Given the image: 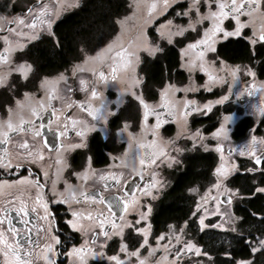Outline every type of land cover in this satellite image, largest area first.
Returning <instances> with one entry per match:
<instances>
[{
    "label": "snow or ice",
    "instance_id": "1",
    "mask_svg": "<svg viewBox=\"0 0 264 264\" xmlns=\"http://www.w3.org/2000/svg\"><path fill=\"white\" fill-rule=\"evenodd\" d=\"M173 5H178V0H158L149 7L150 14L163 15L168 12ZM213 5L215 7L213 8ZM79 7V0H56L55 6H50L46 0H36V3L27 8L22 16H14L8 18L0 15V32L7 35H0L3 40L4 47L0 49V86H9V76L12 73L19 74L20 80H27L34 71L33 65L28 62L14 63L12 54L17 50H23L25 43L10 40V35L16 37H24L26 41H35L41 35L47 34L52 38L57 47H60V38H58L53 30V26L63 11L69 8ZM206 8V11H202ZM247 16L248 21L242 22L241 17ZM257 16L264 18V0H189L186 8L175 12V17L187 18V23H174L173 19H167L157 28L160 39L166 40L169 45H173L178 37H185L189 31L198 32V26H202L205 21L209 22V26L203 28V34L199 39L188 43L181 49L183 63L182 68H186L190 73L199 70L208 75V81L202 85L206 91H210L209 82L212 85L225 84L226 77L214 73H226L231 78V82L227 83L229 93H232L233 86L238 83L237 74L241 71L239 65L235 67H227L221 62L220 68L212 69L206 67V53L214 52V38L217 33L223 32L224 37L239 36L240 30L247 23L253 22ZM231 18L236 22V28L233 31H224L221 24L224 19ZM152 19V15L148 17L145 23ZM255 36V32H254ZM259 40L264 41V27L261 28ZM253 44L256 39H252ZM80 52L83 54L81 64H75L72 69V75L85 70L84 66H89L88 70L93 73L98 82H106L109 79L113 82L117 81L122 72L131 74L128 88L123 94L131 95L142 110V118L140 121L142 131L147 127L149 117H154L155 123L151 126L152 141L146 142L144 137L137 136L129 131V124L124 122L122 127L117 129L116 135L122 137L127 135V145L124 155L120 158L121 167L131 168L133 174L144 179V167L146 165H154L157 160L160 163L167 162L171 167L173 162L178 163L175 157H170L164 147L156 146V130L165 123V114L174 119L179 115L180 127L177 131L176 138L186 136L195 143H202L206 137L199 128L194 131L187 126L186 117L191 112H199L201 108L196 105L195 100L178 101L175 93L179 91L195 92L196 85L190 83L182 89L177 88L175 84H165L160 90V102L150 104L146 101L142 94H137L134 89L141 85L142 80L137 74V65L141 61L139 53L146 52L149 56H154L157 52L162 51L158 43H153L149 37L141 32L136 43H130L127 47L119 40L111 41L104 47L95 51L94 55H89V49L81 43ZM108 71L105 72L104 68ZM246 74L254 76L251 69H246ZM191 80V77L189 78ZM68 77L65 73H60L55 78L43 77L39 81L38 91L44 94L37 97L35 93L24 92L23 99H17L14 107L7 109V118L0 119V174L18 172L24 169L26 165L38 163L43 160V154L35 149V143L30 144L28 139L15 140L14 137L20 134L30 136L33 142L40 143L43 141L44 128L52 131V125L55 123V135L57 138L67 137L69 133V123L71 121L72 129L77 137L80 138L78 144H55L57 154V167L54 173L48 171L43 172L46 178L41 182L39 177L34 180L22 179L13 181L8 179H0V264H37L43 261V264H58L57 257L61 254V250L67 247V251L62 254L74 258V262L70 259V264H88L89 258L104 257V248L107 241L113 237L120 238L119 253L124 254L121 259L119 253L108 255L106 257L109 264H148V257H142L141 249L147 246L148 256H154L157 250H163L165 253L155 261V264H184L185 257L189 259L192 256L197 258L206 257L208 264H216L213 256L210 254L209 248H204L198 241L194 242L188 236L189 231L195 235H200L203 239L207 237L208 241L218 239L224 245L231 246L232 239L242 240L247 246L253 257L256 253L264 254V230L260 235L252 236L251 227H245L246 221L243 217L234 214L232 207L233 202L237 199L246 198L240 188L229 187L227 181L233 173L240 171L234 162L227 163L224 154L223 141L229 139L228 125L233 121L231 114L222 116L219 126L210 134V138L216 140L215 151L219 153L221 163L213 170L212 176L214 182L210 184L208 190L195 203V210L191 211L188 218L182 223L175 225L169 223L167 225L168 234L161 233L156 237V246L153 248L149 245V233L151 224L149 216L152 211L150 204H142L139 197L135 193L123 191L118 197H106L100 193H92L87 190L89 181L103 183L105 190L111 188H120L122 183L121 176L115 172L96 173L94 170L85 168L80 172H72L76 177L77 184H72L68 180H64L63 189L57 188V184L62 179V169L70 167L64 160V153L74 148L85 147L84 137L86 132L99 131L104 136L107 135V124L109 118L116 114L118 106L123 99V95H118L116 100L117 107L111 108L106 101H101L99 106H93L92 101L99 97V93L93 87L88 101L78 105L82 112H86L91 117V123L86 120H76L71 117H65L60 122V113L63 108L57 109L53 105V101L61 100L58 85L63 82L67 85ZM80 84L85 85V81L81 80ZM256 85H247L244 90H237L235 95L240 98L246 92L248 96H252ZM259 89L264 91V84L259 85ZM71 92L72 89H66ZM229 97L221 96L216 101H209L202 107L207 111L212 110L213 104H222ZM264 103V98H262ZM65 108L71 105L65 104ZM253 107H256L253 105ZM264 114V107L258 109ZM51 111L52 119L47 124L36 120L43 119V114ZM206 114V113H205ZM175 140L165 142V146L174 145ZM11 146V147H10ZM204 150H208L207 145H202ZM264 146V138L258 140L256 136H251L249 142L242 146L239 150L229 148L228 156L233 152H237L240 156H247L252 161L251 167H246L243 171L245 174L255 175L260 173L259 183L255 179L248 190V197L256 193L264 194V150L258 152V147ZM43 147H48V142H43ZM63 149V151H61ZM177 153L182 149L176 148ZM137 162L139 166L137 167ZM31 174V168L26 169ZM151 179L139 189L141 196L155 200L156 192L163 184L158 178L155 171L150 172ZM50 181V186H49ZM114 181L115 183H109ZM127 183V181H123ZM15 185H24L28 192H35L34 197L28 195L21 197L13 194L11 191L7 195L4 189H11ZM155 190V192H154ZM189 193L199 195V188L196 186L187 189ZM58 204L66 206L65 218L63 224L67 226L71 232L80 233L82 242L79 246L71 243L72 236L64 235L61 239L60 219L53 214L50 205ZM89 205L90 207H82ZM91 205H103L102 209L91 207ZM119 215H117V211ZM105 212L107 214H105ZM12 213H15L20 219V223L24 227H17L13 222ZM129 213H136L137 218L134 222L127 219ZM31 214V216H30ZM216 217V222H206L207 218ZM250 216L257 220L259 225L264 228V214L251 212ZM30 218L35 222L29 227ZM144 224L143 227L139 225ZM98 229V230H97ZM125 230L134 232L142 237L139 241V247L129 250L128 245L124 242ZM232 234V235H229ZM101 238H103L101 240ZM99 241V244H98ZM162 241L164 243H162ZM99 251H94L95 247ZM39 249V251H37ZM170 253V255H169ZM225 257H230L229 251H224ZM132 258H135L133 261ZM194 264H202L197 259ZM222 264H232V260L228 259ZM235 264H255L254 259L236 260Z\"/></svg>",
    "mask_w": 264,
    "mask_h": 264
},
{
    "label": "rangeland",
    "instance_id": "2",
    "mask_svg": "<svg viewBox=\"0 0 264 264\" xmlns=\"http://www.w3.org/2000/svg\"><path fill=\"white\" fill-rule=\"evenodd\" d=\"M36 0H0V15H4L8 18H12L14 16H22L25 12L26 9L32 5H34L36 2ZM35 2V3H34ZM46 2H48L50 4V6H55L56 4V0H46ZM82 0H79V5L81 4ZM154 2H158V0H130L129 1V5H130V11L123 15L122 17H120L117 21L118 23V31L117 33L108 41L106 42L103 46L104 47L106 44H108L111 41H115V40H119V42L123 43V45L125 47H127L130 43H136L138 41V38L141 34V32H143L144 34H146L149 39L153 42V43H158L159 47L162 49V45L164 42H167L166 40H162L159 37V34L157 32V28L163 24L167 19H173L174 23H182V24H186L187 23V18L181 19L178 17H175V12L181 10V8H186L189 0H178V4L182 3V7L181 8H175L173 9L176 5H173L172 8H170L168 10L167 13L163 14V15H159V14H150L148 9L151 6V4H153ZM6 6H8V9L4 10L3 8ZM17 7L16 10H14V7ZM215 7V5H213V8ZM77 8V7H75ZM75 8H69L66 11H63L60 15V17L67 13L70 12L72 10H74ZM2 9V10H1ZM24 10V11H23ZM172 11V15L168 16V13ZM202 11H206V8H202ZM152 15V19L148 22L145 23L146 20H148V17ZM59 17V18H60ZM58 18V19H59ZM57 19V20H58ZM242 22H246L248 21V17L247 16H242L241 18ZM209 26V22L205 21L203 23L202 26H198V32H187L185 34V37H182L184 40V44L180 47V65L183 63V59L181 56V49L184 48L188 43L195 41L196 39H199L200 36H202L203 34V28H206ZM221 27L224 29V31H233L236 28V22L234 20H232L231 18H226L223 20ZM264 27V18L257 16L256 19L251 22V23H247L245 27H243L240 30V35L239 36H246V38L251 42L252 39H256L258 37L259 32L261 31V28ZM152 31L154 32V34H152ZM254 32H255V36H254ZM3 35H7V33H4ZM43 35H47V34H43ZM229 37H238V36H229ZM229 37H224L223 36V32H219L217 33V36L214 38L215 43H214V47H215V51L214 52H209L206 53L205 55V60L207 61L206 67L209 68V71H211L213 68L214 69H219L221 66V62H223V64L227 67H235L237 65L240 66L241 71L237 74L238 77V83L235 84L233 86V91L232 93H229L228 87H227V83L231 82V78L227 77L226 73H214V74H220V75H224L226 77L227 82L223 85L221 84H216V85H212L209 82V87L211 88L210 91H206L203 87H201L202 85H205V83L208 81V75L204 72H200L198 69L193 71V72H189L186 68H182L186 71L187 73V79L185 82H167L166 84H175L177 86V88H183L185 85H188L190 83H193L196 85L197 87V91L195 92H183V91H179L175 93V98L178 101H183L185 99L187 100H195L196 101V105L199 106L201 108V111L196 112L194 115H204L205 113H207L208 111L206 109H203V105L208 103L209 101H216L218 100L221 96L224 95H228V99L225 100L224 102H226L227 105H232L233 106V110L231 112H226L224 114H221V118L224 115H229L231 114L233 116V121L228 125L229 128V139L227 141H223V146H224V154L226 157V162L227 163H232L234 162L237 166V168L241 171L242 170V165L240 163V159L239 158H246L248 159V161L250 160V158H248L247 156H240L237 152H233V154L229 157L228 156V150L229 148H235L237 150H239L242 146H245L249 140L251 136H256L259 139L264 138V124L262 125V120L264 118V114H262L258 109L260 107H264V103H262V98H264V91H261L259 89V85L264 84V79H259L256 75L254 70L251 68L250 65L247 64H232L229 63L228 61L224 60L223 58H220L217 53H216V46L219 42L226 40ZM10 40L12 41H18L20 43H27L29 41H26V38L24 37H16L15 35H10ZM181 38V37H178ZM178 38H175V40L177 41ZM31 42V41H30ZM252 43V42H251ZM175 44V43H174ZM99 47V48H101ZM98 48V49H99ZM98 49H96L95 51H97ZM95 51L93 52H88L89 55H94ZM161 52V51H160ZM160 52H157L154 56H156L157 54H159ZM147 54L146 52L141 51L139 53L141 59L143 58V55ZM148 55V54H147ZM83 61V55L81 57L80 60L75 61L69 68H67L64 71H60L56 74H51V75H43L42 77L38 78L37 81L35 82V91L33 93H35L37 95V97L43 95L44 93L42 91H38L39 88V81L41 78L47 76L49 78H55L56 76H58L60 73H65V75L68 77L67 80V85H65L63 82H61L58 85L59 88V94L61 95L62 99L61 100H65L64 103L68 102L70 100V98L72 97L71 92H68L66 89L68 87H70L72 89V91H75L76 88L82 89V86L80 84L81 80L85 81V85L83 86V90H91L93 87L97 90L98 93H100V98H97V100H93L95 105H100L101 101H106L108 103V106L111 108H115L116 105V97H115V93L117 95H123V99L126 96H128L127 94H123L124 91L128 88L129 86V82H130V77L131 74L128 72H122L118 78L117 81L113 82L110 79L106 82H98L97 78L93 75V73L91 71L88 70L89 66H84L85 70L82 72H77L75 76L72 75L71 69L75 64H81ZM141 62V61H140ZM139 65L140 63L137 65V74L138 76L141 78V80L143 81L144 77L142 75V73L139 70ZM246 69H251V71L254 73V76H249L246 74ZM104 71L107 72L108 69L107 67L104 68ZM191 77V80L189 79ZM256 85V89L253 92L252 96H248L247 93L245 92L244 95L240 98H237L235 95V92L237 90H244L245 87L247 85ZM142 85V83H141ZM141 85L137 86L134 91L137 92V94H142L141 93ZM165 86V84L161 87V89H163V87ZM160 89V90H161ZM202 91V93L206 94L209 92H213L216 91L218 92V94L216 96L213 97H208V98H204L203 95L201 96H197V93ZM111 92H114L113 95H111ZM84 96H90V93L84 94ZM23 94L18 95L13 103H10V101L8 100V102L10 103L8 105L9 107H14L15 106V101L17 99L22 100ZM5 99V97L3 98V100ZM160 99V98H159ZM153 100L151 102H148L150 104H157L160 102V100ZM148 100V99H147ZM7 101V100H6ZM121 101V103H122ZM120 103V104H121ZM119 104V105H120ZM214 105L217 104H213L212 108L214 107ZM253 105H255L256 107H253ZM7 108V109H8ZM191 112L189 113V115L186 117L187 120V126L190 130L194 131L195 129L199 128L201 130V132L204 134V136L206 137V139L202 142V143H195L188 139L186 136H181L180 138H176V134L177 131L179 130L180 125V117L179 115H177V117L174 120V125H175V132L171 135H167V133L165 131H161L159 129L156 130V146L157 148L159 147H164L165 151L167 152V154L170 157H175L176 161H178V163L173 162L171 167H176L179 166V168H182L184 165V157H186V155L192 153V152H207V151H212L216 154L217 156V166L221 163L220 159H219V153H217L215 151V144L217 143L216 140H213L210 138V134L215 131L213 130L212 132H206L203 130L202 127H196V128H191L190 126V121H191ZM244 116H251L254 120V124L253 126H251L246 134H244L243 136L236 138L233 135V131L237 125V123L239 122L241 117ZM7 118V110L5 111V113H3V116L0 115V119H6ZM220 118V120H221ZM150 121V120H149ZM129 124V131L133 132L134 134H136L137 136H143L146 142H151L153 137H152V132H151V126L154 124V122H149L147 124V127L145 130L142 131L141 129V124L139 123V125L136 127V129L132 130L131 124L129 121H125ZM220 123V121H219ZM123 125V124H122ZM219 126V125H218ZM217 126V127H218ZM122 127V126H121ZM120 127V128H121ZM116 137L118 138V140H125L127 142V135L125 134L122 137H118L116 135ZM169 140H175L174 145H167L165 146V142L169 141ZM202 145H207L208 146V150L205 151L204 147ZM128 147V146H127ZM125 147V149L127 148ZM176 148H180L182 149L181 152L177 153L176 152ZM125 149L118 155H116V157H114V161L115 162H120V158L123 157ZM264 146H259L258 147V152L263 150ZM250 162V161H249ZM249 162H247V164H249ZM160 161L157 160V164H159ZM116 164V163H115ZM162 167L160 166H147V172L146 174L150 176V172L151 171H155L158 174V178L161 181V183L163 184V187L159 188L158 192H156V196L157 198L155 200H151L150 198L147 197H143L141 196L140 193H138L136 196L140 198L141 203L142 204H150L151 206V213L149 216V223L151 224V230L149 233V245H151L153 248H155L156 246V237L159 236L161 233H165L168 234V229L166 228L164 231L159 232V233H154L153 231V223H152V216H153V212L156 209V205L158 200L161 198L163 191L165 189H167L169 187V185L172 182V174L170 172L171 167L168 166L167 162L165 163H161ZM160 165V164H159ZM216 166V167H217ZM215 167V168H216ZM214 168V169H215ZM235 172L233 173L232 176L229 177L227 183L229 185V187H233L236 188L235 186H233L232 183V177L239 173ZM96 173H104V171L99 170ZM149 173V174H148ZM214 182V178L212 176L211 180H209V182L207 184H205L204 186H201L200 184H195L194 186L199 188V195L193 194L195 196V202L197 200H199L200 196H203L205 191L209 189L210 184ZM155 192V190H154ZM240 199H237L233 202V207L232 210L234 212L235 215V208L234 205L236 203V201H239ZM194 210H195V206H194ZM238 216V215H237ZM137 218L136 213H129L127 215V219L131 222H134L135 219ZM216 217H211L209 216L206 220V222H216ZM182 223V222H181ZM171 224H175L178 225L180 223L177 222H172ZM140 227H143L144 224L142 223L141 225H139ZM187 238H191L194 240V242H196V235L194 233H192L191 231H189L188 236L185 237ZM142 240V237L138 236L137 234H135L134 232H130L129 230H125V234H124V242L128 245L129 250H134L135 247H139V241ZM162 243H164L162 241ZM99 244V241H98ZM119 244H120V238L119 237H113L111 240L107 241L105 248H104V253L105 256L104 257H97V259H101L104 262H107L109 264V262L107 261L106 257L108 255H113V254H117L119 253ZM95 251H99L98 246L94 248ZM142 257H148V264H155V261L157 259H159L162 255H164L165 253L163 252V250H157L154 256L149 257L148 256V251H147V246L143 249H141L140 252ZM120 258L123 259L124 258V254L123 253H119ZM170 255V253H169ZM133 261H135V258H132ZM199 259L202 264H208L207 258L206 257H195L192 256L190 259L188 257H185V261L184 264H194V262ZM74 262V258L71 259ZM90 258L88 259V263H90ZM70 264V262H69Z\"/></svg>",
    "mask_w": 264,
    "mask_h": 264
},
{
    "label": "trees",
    "instance_id": "3",
    "mask_svg": "<svg viewBox=\"0 0 264 264\" xmlns=\"http://www.w3.org/2000/svg\"><path fill=\"white\" fill-rule=\"evenodd\" d=\"M129 1L82 0L79 7L63 14L53 26L56 36L60 38V47H57L48 35H41L38 40L30 44L28 51L25 52V54L28 53L34 64L33 87L37 79L43 75L56 74L80 60L83 55L79 50L81 43L91 53L108 42L118 31V19L130 11ZM182 6V3H179L173 9ZM4 8L6 10L8 6L5 5ZM172 11L168 13V16L172 15ZM152 34H154L153 31ZM183 44V38H178L173 45L164 42L162 51L156 56L143 55L139 70L144 77L141 86L147 98L155 97L157 88L162 87L167 82L186 81L187 73L180 65V47ZM216 53L230 62H251L253 60L249 42L243 36L229 37L219 42L216 46ZM260 57L261 55L257 56V58ZM261 64V72L264 74V60ZM217 94L218 92L215 91L200 95L208 98ZM225 107L226 112L233 110L232 105L226 104ZM204 122H209L205 126L206 131H211L216 126V123L213 122V116L204 118L202 123ZM249 122V118L240 121L233 131L234 136L241 137L250 126ZM263 124L264 121H262ZM215 166L216 156L212 152H195L184 157V165L179 168L175 175L173 185L163 193L153 212L154 233L164 231L169 223H181L188 218L191 211L194 210L196 202L195 196L189 193L187 189L195 184L201 186L207 184L212 178ZM253 179L259 183L260 173L253 176L239 172L232 177L233 186L240 188L246 197L236 201L234 208L236 214L243 217L247 222L245 227H251V235L258 236L264 228L250 216V213L264 214V194L256 193L247 198ZM196 240L206 249L211 245L210 254L216 264H222L228 259L232 260V264L241 259H254L255 264H264V254L256 253L253 257L242 240L232 239L230 247L220 243L218 239L208 241L207 237L202 239L200 235H196ZM224 251H229L231 256L225 257Z\"/></svg>",
    "mask_w": 264,
    "mask_h": 264
},
{
    "label": "flooded vegetation",
    "instance_id": "4",
    "mask_svg": "<svg viewBox=\"0 0 264 264\" xmlns=\"http://www.w3.org/2000/svg\"><path fill=\"white\" fill-rule=\"evenodd\" d=\"M13 9L16 10L17 7H14ZM3 34H4V32H0V35H3ZM259 35H260V32L258 34V37H259ZM242 36L245 39H247L246 36H244V35H242ZM258 37L256 38L255 44L251 43L247 39L249 42L250 51L252 52V55H253V60L251 62L250 61L230 62L224 58L223 59L228 61L229 63H232V64L250 65L251 68L254 70L255 75L259 79H264V76H263L264 74H262V72H261V65H262L261 63L264 60V41H260ZM32 42L33 41L25 43L26 46L23 50H17L15 53L12 54V59H13L14 63H21V62L26 61L28 63H31L33 65V68H34V64L30 60L28 53L25 54V52L28 51L29 46ZM3 47H4V42H3V40H0V49H2ZM258 55H261V57L257 58ZM220 58H222V57H220ZM64 70H66V69H64ZM64 70H62V71H64ZM32 74H33V72L30 74V76L27 80L22 81L19 78V74L12 73L9 76V86H0V115L1 116H3V113H5V111L7 110L8 105L10 103H13L14 99L18 95L23 94L24 92L33 93L36 90V89H34V87L32 85V83H33ZM160 89H161V87L157 88V94L155 95V97L150 98V99L145 96L142 87H141V93L147 102H151L153 100L157 101L160 98ZM213 92H215V91H213ZM87 93L91 94V90L89 91V90H83L81 88H79V89L76 88L75 91H71L72 97L70 98V100L68 102L64 103L65 100H57V101L52 102L53 105L57 109L63 108V111L60 113V122L61 123L64 121L65 117H71L72 119H76V120H86L89 123L92 122L91 117H89L86 112H82L80 110V107L78 106V105L84 104L88 101L90 96H84V94H87ZM201 93H202V91L198 92L197 96H201L200 95ZM113 94H114V92H111V95H113ZM117 96H118V93H117V95L115 93L116 100H117ZM4 97H5V99L3 100ZM98 98H100V95ZM8 100L10 101V103L8 102ZM94 100H97V98ZM92 103H93L94 107L98 106V105H95L93 101H92ZM65 104L71 105V107L65 108L64 107ZM225 106H226V102H223L222 104L214 105L212 110L208 111L204 115L192 116L196 112L190 111L191 116H192L191 121H190L191 128L202 127L203 130L206 131L205 126H207V123H209L211 121H209L207 123L206 122L202 123V122L204 121V118H206L208 116H213V122L216 123V126L213 129V130H215L217 128V126L219 125L221 114L226 113V107ZM216 109H218L217 112H216ZM52 118L53 117H52L51 111H46L43 114V119L41 120L38 118L36 120V123L39 124V123L43 122V123L47 124L48 120L52 119ZM141 118H142V110L139 108L138 102L131 95L126 96L124 98V100L122 101V103L118 106V110L116 111V114L109 118V121L107 124L108 132H107L106 136L101 134L99 131L86 132L85 137H84L85 147L74 148V149H71L70 151L64 153V160L68 163V165L70 167L62 169V179L57 184V188L63 189V187H64L63 181L64 180H68L72 184H77L78 181L76 180V177L72 175V172H80V171H83L85 168L90 167V169L94 170L95 172H98L99 170L104 171V173L105 172H115L121 176L122 183L120 185V188H111V189L105 190L103 183L96 182V181H89L87 183V190L89 192H92V193L98 192V193H100L106 197L121 196L123 194V191H127L130 194L135 193V195L140 193L139 189L143 188L144 184L147 183L151 179V177L146 174L147 166H149V167L150 166L162 167V164L159 163L160 164L159 165L156 162V164H154V165L143 166L145 170L143 172L144 179L142 180L140 178V176L133 174L131 168H125V167L119 166L120 162H115L114 157H116V155L120 154L125 149V147L128 146L127 142L125 140L124 141L118 140V138L116 137L117 129H119L125 121L130 122L132 130L136 129V127L139 125V123L141 121ZM244 118L250 119V122H249L250 126L244 132V134H246L247 130L251 126H253L254 120L251 116H244V117L240 118L239 122L244 120ZM164 119L166 122L161 125L159 130L165 131L167 133V135L173 134L175 132V125H174L175 119L173 117L167 116V114H165ZM262 121H264V118ZM149 122L155 123L154 117H149L147 124ZM68 123H69L70 127H69V133H68L67 137H60V138L56 137L55 131H54L56 128L55 123L52 125V129H53L52 131H50L49 128H44L41 130L45 135L43 137V141L40 143L33 142L30 136H25L24 134H20L18 136H15L14 139L17 141L22 140V139H28L30 144L35 143V149L38 152H41L43 154V160L38 162V163H35V164L26 165L24 169H20L18 172H12L11 174H8V173L0 174V179L20 181V180L25 179V178L30 179V180H34L37 177H39L40 181L44 182L46 178L43 176V172L48 171L51 174V173H54L56 171L57 167H59L56 164L57 154L55 151V144L56 143H62V144L67 145V144H78L80 142V138L76 136L75 131L72 129L71 121H68ZM213 130L206 131V132H212ZM43 142H48L47 148L43 147ZM0 147H2V145H0ZM61 151H63V149ZM207 152H212V151H207ZM192 153H195V152H192ZM212 153H214V152H212ZM215 156H216V154H215ZM217 159L218 158L216 156V166H217V161H218ZM239 159H240V163L242 165L241 166L242 170L240 172L244 173L243 170L246 167L252 166V161L249 160L250 161L249 162L248 159H246V158H239ZM247 162H249V164H247ZM28 167L31 168V174L29 173V171L26 170ZM137 167H141V166H139L138 162H137ZM178 170H179V166H176L174 168L171 167L170 172H171L172 177H173L172 182L169 185V187L163 191V193L165 191H167L173 185L174 178H175V175L177 174ZM155 172H156V170H155ZM257 173H259V172H257ZM125 180L127 181V183H123V181H125ZM109 183L114 184L115 182L109 181ZM49 186H50V181H49ZM9 191H11L13 194H15L17 196H21L22 198L27 197L28 195H32L34 197V195H35L34 191H32V192L26 191L24 185H15L11 189H8L7 187H5L4 194L7 195ZM82 207L87 208L90 206L89 205H83ZM91 207L102 209L104 206L103 205H91ZM50 208H51L53 214H55L58 217V219H60V224H58L57 227L61 228V233H60L61 239L64 240L65 234H70L72 236V240H71V243L68 244V247H71L72 244L79 246L82 242L81 234L71 232V230L68 229L67 226H65L63 224V218H65L66 206L53 204V205H50ZM116 211H117V215H119V211L118 210H116ZM105 214H107V213L105 212ZM11 215L13 217V222L17 227H24L20 223V219H19V217H17L15 215V213H12ZM30 216H31V214H30ZM34 222L35 221L30 218L29 227H31L32 223H34ZM102 239L103 238H101V240ZM37 251H39V249H37ZM65 251H67V247L62 249L61 254L58 255V257H57L58 264H69L70 259H72V258H69V257L62 254ZM90 260L91 261L88 264H108L107 262H104L103 260L97 259V258H95V259L90 258ZM37 264H43V261L42 260L38 261Z\"/></svg>",
    "mask_w": 264,
    "mask_h": 264
}]
</instances>
